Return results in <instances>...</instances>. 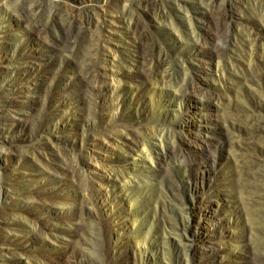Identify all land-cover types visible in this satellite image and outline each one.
Wrapping results in <instances>:
<instances>
[{"label": "rangeland", "instance_id": "1", "mask_svg": "<svg viewBox=\"0 0 264 264\" xmlns=\"http://www.w3.org/2000/svg\"><path fill=\"white\" fill-rule=\"evenodd\" d=\"M16 1L0 0V107L13 121L0 120V212L19 219L0 220V236L22 239L15 264L71 246L77 264H121V251L124 264H249L262 252L264 0H36L92 14V81L15 18Z\"/></svg>", "mask_w": 264, "mask_h": 264}, {"label": "bare ground", "instance_id": "2", "mask_svg": "<svg viewBox=\"0 0 264 264\" xmlns=\"http://www.w3.org/2000/svg\"><path fill=\"white\" fill-rule=\"evenodd\" d=\"M17 14L16 17L19 20H26L29 23V28L36 32L38 36L42 39L49 41L54 47L58 48L62 54L73 57L75 56L80 61L83 75L89 80L92 81L97 71V53L99 49V43L97 38L88 32L89 24L92 21L91 13H65L59 10L49 8L44 2H39L36 0H18L16 1ZM221 38V47H229L232 35L229 32H224L220 35ZM148 53L144 55V58H147ZM2 65V64H1ZM15 83L13 86L17 89L18 84L21 85L23 82ZM12 84V83H11ZM3 102L12 103L9 98H5ZM10 114L5 110L4 107H0V120H3L8 128L12 129L13 121L10 118ZM11 140L12 139H7ZM133 143L128 142L130 148L134 149V144L139 142V140L132 137ZM14 143V142H13ZM133 144V145H132ZM143 143H140V146ZM16 155H22L23 151L18 150L14 152ZM46 154V152H45ZM151 154V153H148ZM59 155L55 154V157H52L54 172L59 173V169L56 166V160ZM77 161L70 160L68 163L69 171L72 174H75L77 170ZM254 174V173H253ZM7 213L16 214L15 212L7 211L3 214L0 212V220L4 221L7 226L17 227L18 218L13 217L15 215L7 216ZM31 219V216L26 215ZM58 227H61L59 224H56L55 231H51L50 234L55 237H63ZM91 232L92 229L89 228ZM69 234L71 231H68ZM34 235V241H37L39 238L44 237L43 230L40 227L32 229L30 232ZM67 234V233H66ZM54 238V237H52ZM1 243H4V246L8 249V254L5 258H0V264H15L19 262H27V260L19 255L20 249L23 246L21 238H16L9 235L8 233L3 232L0 236ZM264 248V244H263ZM2 252H0L1 257ZM121 264H124L128 260V254L125 251H121ZM217 247L212 245L210 254L206 261L215 260V256H218ZM31 255V252H30ZM67 255L66 258L57 257L56 255H49L48 260L43 262L40 259L33 261V264H77L82 262L83 251L77 246H71V248L66 249ZM246 262L249 264H264V250L260 253L254 254L250 257H247ZM189 264V263H187Z\"/></svg>", "mask_w": 264, "mask_h": 264}]
</instances>
